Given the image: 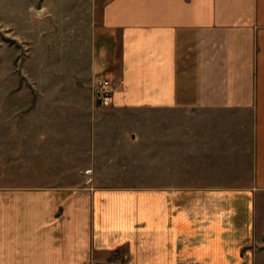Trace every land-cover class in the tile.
Returning <instances> with one entry per match:
<instances>
[{
    "label": "crops",
    "instance_id": "1",
    "mask_svg": "<svg viewBox=\"0 0 264 264\" xmlns=\"http://www.w3.org/2000/svg\"><path fill=\"white\" fill-rule=\"evenodd\" d=\"M77 1L68 13L94 21L92 43L58 74L12 77L27 86L0 112V165L27 181L0 186V264H264V0H94L84 14ZM105 75L122 84L101 106ZM151 111L203 122L155 140L154 187L97 186L96 165L121 163L136 143L115 141L131 129L102 118ZM200 147L201 173L180 170ZM67 165L93 168L77 177L90 183H31L70 178Z\"/></svg>",
    "mask_w": 264,
    "mask_h": 264
},
{
    "label": "rangeland",
    "instance_id": "2",
    "mask_svg": "<svg viewBox=\"0 0 264 264\" xmlns=\"http://www.w3.org/2000/svg\"><path fill=\"white\" fill-rule=\"evenodd\" d=\"M54 1H57V3L59 2V0ZM71 1V3L66 4L65 13L67 12V14L65 15L63 5H60L59 9L56 7L57 10L55 9L51 13L45 11L43 9L44 0H0V112L2 111L3 115L10 111L12 105L11 102L14 96L10 93L17 90V88L19 90L21 88L19 86H27V84L21 80H19L22 82L21 85L17 84L16 86L14 83L16 80H12V77L41 76L42 74H48L49 70L51 73L58 74L57 71L60 66L65 65V61L71 60L72 58L70 57H75V47H82L84 50L86 47L85 45L92 43L93 36L91 28L93 27L94 21H78L74 18L71 19V14L68 12H73L74 8L79 6L77 5V0ZM85 2L86 3L80 6L81 14L86 12V8L87 10L91 9L94 0H85ZM48 15L52 18L53 16L51 15H55L58 19L46 20L45 17ZM63 17H65V19ZM68 17L70 19H66ZM43 18L45 20H43ZM59 63L61 64L59 65ZM43 68L45 72H43ZM106 78L117 83L121 81L105 75L97 81V85L101 79ZM117 89L118 88H116L114 92ZM109 103L106 105H109ZM8 118V116H3V119L8 120ZM192 118L193 121L190 116L157 115L153 114L152 111L144 115L136 113L135 115H129L127 117L104 116L102 118L103 123H113L116 127L122 125L123 127L121 129H124V131L128 128L131 129L130 133L123 132L121 134L120 132V139H118V132L115 131V141L126 142L129 140H136V143L134 147L129 148L130 151L128 147L121 149V151L123 150L122 154L125 155L121 163H114L113 166L105 164L96 165L95 172L97 171V173H99L97 174L98 179L95 181L97 186L131 185L136 188L154 187V176L159 167V165L155 163L153 156L155 152V140H159L160 136L162 139L169 136L170 124H175L177 122L183 124H202L203 122L200 117L192 116ZM7 123L8 125L10 124L4 121L3 126L9 128ZM125 124H128V127L125 126ZM102 130L103 131H99V135L104 137L106 136L104 127H102ZM5 131L6 128L3 127L1 140L8 139L7 137L6 139L4 138L6 135L4 134ZM132 137L134 138L132 139ZM167 150L169 151V149ZM201 151L202 148L200 147V149L195 150V153L193 151V155H187V158L184 157L183 159H187L188 161L179 164L180 170H184L183 168L188 167L195 177L197 174H200L201 168H203L204 165L207 166V160L195 156L200 154ZM197 152L198 154H196ZM128 154H130V156ZM0 166V171H2V179H0L1 187H11L27 182L25 179L17 180L12 177L8 178L16 175L13 173V167L16 166L15 164L6 162L2 163ZM56 166L57 165H49L47 171L56 173L57 171H54ZM60 166L63 167L64 165ZM67 166L65 170L69 171V173L71 171H76V173H71L70 178L50 180L37 178L35 175L31 183L33 186L65 184L73 187H83L88 185L86 182L90 183L91 180L80 181L81 179L79 180L77 177L78 173L81 172L80 175H86L89 178L90 173L88 172H92L93 168H91V170H86L84 168L85 165ZM105 167H108L107 171H105ZM215 171V169L210 167L208 174L213 175L212 173H215ZM181 173L185 174L184 172ZM110 175L113 177L112 179L109 177ZM87 264L119 263L116 260L108 259L97 262L89 260Z\"/></svg>",
    "mask_w": 264,
    "mask_h": 264
},
{
    "label": "built area",
    "instance_id": "3",
    "mask_svg": "<svg viewBox=\"0 0 264 264\" xmlns=\"http://www.w3.org/2000/svg\"><path fill=\"white\" fill-rule=\"evenodd\" d=\"M121 84L122 81H120V83H117L110 80L109 78L101 79L96 87L95 93L99 104L106 105L107 103H109L114 90Z\"/></svg>",
    "mask_w": 264,
    "mask_h": 264
}]
</instances>
